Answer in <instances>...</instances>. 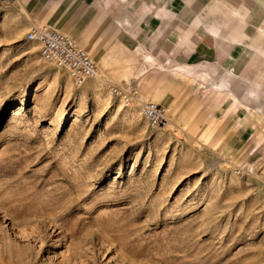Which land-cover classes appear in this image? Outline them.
<instances>
[{
  "label": "rangeland",
  "instance_id": "rangeland-1",
  "mask_svg": "<svg viewBox=\"0 0 264 264\" xmlns=\"http://www.w3.org/2000/svg\"><path fill=\"white\" fill-rule=\"evenodd\" d=\"M40 25L0 0V264H264V168L212 145L206 95L155 72L127 83L121 65L75 88L27 43ZM109 84L171 92L168 126Z\"/></svg>",
  "mask_w": 264,
  "mask_h": 264
},
{
  "label": "crops",
  "instance_id": "crops-1",
  "mask_svg": "<svg viewBox=\"0 0 264 264\" xmlns=\"http://www.w3.org/2000/svg\"><path fill=\"white\" fill-rule=\"evenodd\" d=\"M17 1L91 49L98 71L121 65L127 83L151 72L178 77L192 102L206 95L212 145L264 168V0ZM170 94L149 98L168 107Z\"/></svg>",
  "mask_w": 264,
  "mask_h": 264
},
{
  "label": "built area",
  "instance_id": "built-area-1",
  "mask_svg": "<svg viewBox=\"0 0 264 264\" xmlns=\"http://www.w3.org/2000/svg\"><path fill=\"white\" fill-rule=\"evenodd\" d=\"M26 39L39 45L42 60L65 72L73 87L81 88L88 80L97 76L98 67L88 51L74 38L53 26H34ZM123 86L109 84L108 88L112 96L124 107L139 109L142 119L151 129H163L168 126V111L163 105L142 103L136 96V90H127Z\"/></svg>",
  "mask_w": 264,
  "mask_h": 264
},
{
  "label": "bare ground",
  "instance_id": "bare-ground-1",
  "mask_svg": "<svg viewBox=\"0 0 264 264\" xmlns=\"http://www.w3.org/2000/svg\"><path fill=\"white\" fill-rule=\"evenodd\" d=\"M27 43L39 47V45H38L37 43L33 42V41H28V40H27ZM65 74H66V73H65ZM66 75H67V74H66ZM67 81H68L69 84L72 85V83H71V81H70V79H69L68 76H67ZM85 85H86V86H85ZM85 85H84L85 88H87V89H89V90H92L93 88H96V87H100V86H101V80H100L99 77H95V78H93V79L88 80V81L85 83ZM72 86H73V85H72ZM84 86H82V87H84ZM82 87H81V88H82ZM109 93H110V92H109ZM117 102L123 106V104H122L120 101H117ZM123 107H124V106H123ZM164 107L167 109L168 112H170V110H169L168 107H166V106H164ZM120 108H121V106H119V109H120ZM124 108H126V107H124ZM131 108H132V109H131ZM127 109L133 111V110L135 109V107H130V108H127ZM135 111H136V110H135Z\"/></svg>",
  "mask_w": 264,
  "mask_h": 264
}]
</instances>
